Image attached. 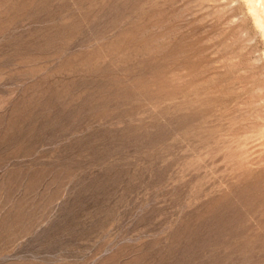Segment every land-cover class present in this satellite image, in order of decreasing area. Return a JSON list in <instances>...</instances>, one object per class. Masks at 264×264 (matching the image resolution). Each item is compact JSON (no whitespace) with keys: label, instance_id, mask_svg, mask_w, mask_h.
<instances>
[{"label":"rangeland","instance_id":"374dc122","mask_svg":"<svg viewBox=\"0 0 264 264\" xmlns=\"http://www.w3.org/2000/svg\"><path fill=\"white\" fill-rule=\"evenodd\" d=\"M264 0H0V264H264Z\"/></svg>","mask_w":264,"mask_h":264},{"label":"bare ground","instance_id":"6f19581e","mask_svg":"<svg viewBox=\"0 0 264 264\" xmlns=\"http://www.w3.org/2000/svg\"><path fill=\"white\" fill-rule=\"evenodd\" d=\"M263 11H264V7H263Z\"/></svg>","mask_w":264,"mask_h":264}]
</instances>
